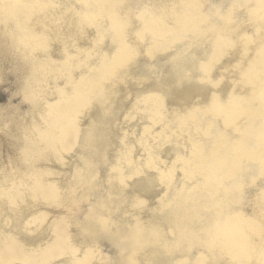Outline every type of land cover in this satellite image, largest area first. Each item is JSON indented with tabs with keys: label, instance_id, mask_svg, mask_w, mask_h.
<instances>
[{
	"label": "bare ground",
	"instance_id": "obj_1",
	"mask_svg": "<svg viewBox=\"0 0 264 264\" xmlns=\"http://www.w3.org/2000/svg\"><path fill=\"white\" fill-rule=\"evenodd\" d=\"M0 50L51 165L0 264H264V0H0Z\"/></svg>",
	"mask_w": 264,
	"mask_h": 264
},
{
	"label": "rangeland",
	"instance_id": "obj_2",
	"mask_svg": "<svg viewBox=\"0 0 264 264\" xmlns=\"http://www.w3.org/2000/svg\"><path fill=\"white\" fill-rule=\"evenodd\" d=\"M21 68L22 71H20ZM25 69L26 67L18 57L15 58L7 50H0V181L7 178L11 181L14 178V182H17L21 176H25L26 180V177L30 175L26 172L27 167H31L30 164L33 163L37 165L39 171L41 169L39 166L46 169L51 168L47 160L37 158L30 163L27 159L31 152L27 147L29 140L32 139L31 133H33L36 124V127H39L44 122L36 118L39 116V112L34 115L28 113V108L31 105L23 95L24 86L27 89L34 88V83L41 75L37 74V77L34 78L33 72ZM60 165H62L61 162H59ZM42 212L45 213L43 210ZM9 222V218L5 217L2 224Z\"/></svg>",
	"mask_w": 264,
	"mask_h": 264
}]
</instances>
